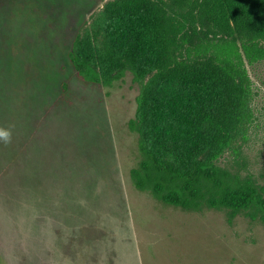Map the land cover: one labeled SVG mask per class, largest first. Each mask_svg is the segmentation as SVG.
Listing matches in <instances>:
<instances>
[{"label":"rangeland","instance_id":"rangeland-1","mask_svg":"<svg viewBox=\"0 0 264 264\" xmlns=\"http://www.w3.org/2000/svg\"><path fill=\"white\" fill-rule=\"evenodd\" d=\"M122 1L0 0V129L11 131L0 140V264H264L260 221L163 204L131 177L142 140L182 169L211 160L264 183V37L217 35L205 13L192 21L180 60H213L232 86L214 129L201 117L164 123L152 109L158 69L103 87L71 63L76 36L100 72L129 62L112 32Z\"/></svg>","mask_w":264,"mask_h":264},{"label":"trees","instance_id":"trees-1","mask_svg":"<svg viewBox=\"0 0 264 264\" xmlns=\"http://www.w3.org/2000/svg\"><path fill=\"white\" fill-rule=\"evenodd\" d=\"M185 2L123 0L124 11L112 23V32L129 62L117 73L100 72L80 56V37L76 36L69 54L76 76L88 84L111 87L127 71L142 83L146 74L158 69L164 80L152 98L153 114L164 123L177 122L181 126L201 117L203 128L214 129L211 111L223 103V88L232 86V73L213 60H180L181 36L192 21L200 23L205 13L217 35L251 32L264 37V0H190L183 9L179 3ZM148 95L145 90L140 102ZM129 125L139 132L136 120ZM139 149L140 162L131 170L137 189L185 211L226 210L231 218L242 214L264 224V183L254 175H243L235 166L224 167L211 160H198L182 169L171 160L159 158L142 140Z\"/></svg>","mask_w":264,"mask_h":264},{"label":"clouds","instance_id":"clouds-1","mask_svg":"<svg viewBox=\"0 0 264 264\" xmlns=\"http://www.w3.org/2000/svg\"><path fill=\"white\" fill-rule=\"evenodd\" d=\"M10 139H11V131L0 129V140H3V142L7 143L10 142Z\"/></svg>","mask_w":264,"mask_h":264}]
</instances>
